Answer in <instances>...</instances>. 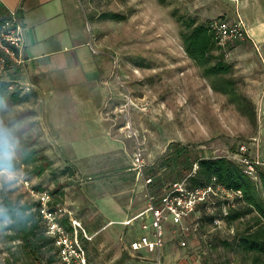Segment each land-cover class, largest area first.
Returning a JSON list of instances; mask_svg holds the SVG:
<instances>
[{
    "label": "rangeland",
    "instance_id": "1",
    "mask_svg": "<svg viewBox=\"0 0 264 264\" xmlns=\"http://www.w3.org/2000/svg\"><path fill=\"white\" fill-rule=\"evenodd\" d=\"M74 1L80 18L76 32L86 44L80 66L74 62L61 68L54 58L32 63L26 55L29 70L35 67L44 79L37 88L38 100L0 107V147L5 148L0 159L19 166L22 152L35 149L51 162L50 167L43 162L47 169L41 177L24 165L0 172V264H61L55 248L43 249L38 257L26 253L20 241H11L7 221L1 220L4 198L17 205L33 203L27 189L35 187L49 194L60 188L63 196L54 201L89 236L88 241L78 232L92 264H252L253 256L234 246L251 216L228 224L221 209L201 205L179 225L168 217L160 224L159 254L129 250L142 236L154 240L150 215L123 224L132 217L127 209L146 207L142 181L133 170V136L142 143L145 175L152 181L149 170L157 168L171 142L189 146L203 158L229 159L245 146L246 156L264 170V44L248 36L223 49L224 61L233 69L225 78L233 79L234 89L224 96L213 92V78L204 77L185 55L183 29L173 16L175 12L203 24L234 20L237 12L247 30L256 21L264 24V0H239L237 6L225 0ZM104 13L124 19L99 18ZM240 44L244 54L236 51ZM58 50L68 54L63 47ZM19 70L0 79L27 84L29 93L36 92L31 75L26 81ZM251 86L257 96L246 95ZM164 174L167 183L162 187L150 183L156 198L164 186L177 181ZM120 216L129 219L115 222ZM206 216L215 219L210 222ZM144 222L146 230L141 229Z\"/></svg>",
    "mask_w": 264,
    "mask_h": 264
},
{
    "label": "trees",
    "instance_id": "2",
    "mask_svg": "<svg viewBox=\"0 0 264 264\" xmlns=\"http://www.w3.org/2000/svg\"><path fill=\"white\" fill-rule=\"evenodd\" d=\"M7 10L0 8V28L5 20ZM176 22L183 29L181 33L182 48L185 55L197 67L202 70L204 77L213 78L211 88L216 93L229 96L234 94L233 79L225 78L232 67L225 63L224 54L218 50L213 41L209 23L198 24L192 18L173 13ZM99 18L105 20L122 21L124 18L116 13H104ZM10 82L0 79V107L6 104L8 107L18 106L26 103L33 96L32 93H23L20 89L9 90ZM5 148L0 147V153ZM40 150L31 149L23 151L20 156L19 166L11 161L0 159V172L7 170L15 171L20 165L33 167V174L41 177L46 167H50L51 162L46 160ZM47 161V166L43 162ZM197 165V170L192 174L193 165ZM67 171L62 170L61 175ZM150 171V172H149ZM149 175L153 178L154 187H162L167 183L164 172L173 177L176 181L185 180L189 188L204 187L210 184L212 179L227 189L240 191L242 194L241 206L229 209L222 219L231 224L239 219L251 216L250 225L236 236L235 249L243 255H252V264H264V170L257 171V179L252 180L246 176L239 164L226 157L203 158L198 157L189 146L178 142H171L167 145L164 155L160 158L157 168L149 170ZM163 173V174H162ZM154 187L151 186L152 189ZM36 192H43L40 187L31 188ZM50 195L53 198L61 199L63 194L60 188ZM206 208L205 205H202ZM214 206L220 209V204ZM4 211L1 220H6L7 229L10 233L11 241H20L21 248L33 257L41 255L43 249L51 251L54 249L53 241L44 233L42 221L39 217L37 203L13 204L7 198L3 199ZM215 208V207H213ZM198 208L196 209L197 213ZM206 220L212 222L215 216H206ZM60 225L68 232H72L65 216L60 217ZM229 244H227L228 246ZM230 246V245H229ZM56 249V248H55ZM57 250V249H56ZM52 263V260H49Z\"/></svg>",
    "mask_w": 264,
    "mask_h": 264
},
{
    "label": "built area",
    "instance_id": "3",
    "mask_svg": "<svg viewBox=\"0 0 264 264\" xmlns=\"http://www.w3.org/2000/svg\"><path fill=\"white\" fill-rule=\"evenodd\" d=\"M225 1L231 2L235 6L239 2V0ZM235 14L236 18L234 20L220 18L209 23L214 44L220 51H223L229 45L242 43L248 38L246 26L238 17L237 12ZM24 62L23 25L17 11L7 10L5 20L0 28V78L6 76L9 72L21 68ZM23 87L18 86V82H15L9 86V90L18 88L23 93H26L29 92V87L31 86L26 84ZM125 99L130 103L129 95L125 96ZM133 139V170L139 174L142 181L146 207L145 210L124 222L123 225H130L138 218L146 220L148 215H150L152 228L154 229V240L151 241L147 237L142 236L139 240L132 241L129 244L131 252H140L144 249L150 253L157 252L159 254L161 247L160 237L162 235L160 224L163 220L171 218L172 224L179 225L193 215L199 206L205 205L210 210L211 206L217 203L220 204L222 214L225 216L229 209H233L235 205L237 206V204L242 203L240 191L225 188L215 178L212 179L209 185L198 188H189L185 181L169 183L160 190L162 193L156 198L153 189L150 187L152 179L145 175L146 164L141 154L142 143L140 144L138 138L134 136ZM246 153V147L239 146L236 153L229 156V159L239 164L246 176L252 180H256L260 165L258 162L248 158ZM196 170L197 165L194 164L192 174ZM27 192L38 205L39 217L42 221L44 233L52 239L61 264H92L78 240V232L81 233L84 239L89 241L90 238L81 227V224L72 217V213L64 205L53 204V198L47 192H36L31 188H28ZM62 216L67 218V222L72 230L70 232L71 235L59 223V219ZM216 223L218 222L216 221ZM141 229H147L145 222L141 224Z\"/></svg>",
    "mask_w": 264,
    "mask_h": 264
},
{
    "label": "crops",
    "instance_id": "4",
    "mask_svg": "<svg viewBox=\"0 0 264 264\" xmlns=\"http://www.w3.org/2000/svg\"><path fill=\"white\" fill-rule=\"evenodd\" d=\"M0 8L17 11L19 14L23 25L24 58L26 55L31 56L32 63L37 60L43 61L48 58H54L56 64L61 68H67L69 63L74 64V62L80 66L81 63L77 64V62L80 61L82 51L85 49L84 45L86 44H84V41H81L76 32L75 22L79 21L80 18L76 11L74 0H0ZM17 8H21V10L19 11ZM256 22L253 28L247 29V34L251 41L257 44H264V24L260 21ZM67 46L71 50H68ZM60 47H63V50H67L66 53L68 54L66 56L62 55L60 50L56 51V48ZM236 51L238 53L241 52V54L245 53L241 44L236 48ZM28 62L25 59L23 66L19 68L20 70H16L22 73L26 81L29 79V74L31 75L33 83L31 82L30 84L34 86L36 92L32 93L33 96L28 102L21 105L36 102L39 97L37 88L41 83H44V79L41 78L42 74L39 73L38 69L34 67V70H29L27 67ZM90 80H94V77ZM253 86L246 91L248 97L257 96L254 88L252 89ZM31 125H35V123L32 122ZM144 209L145 207H142L133 212H131V209H127L126 213L127 215L132 214L130 218H133ZM120 218L115 222L118 223L121 220L129 219V217L125 218L121 216Z\"/></svg>",
    "mask_w": 264,
    "mask_h": 264
}]
</instances>
